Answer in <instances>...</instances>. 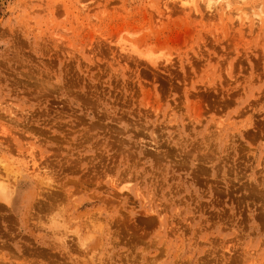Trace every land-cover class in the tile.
Instances as JSON below:
<instances>
[{"label": "rangeland", "instance_id": "1", "mask_svg": "<svg viewBox=\"0 0 264 264\" xmlns=\"http://www.w3.org/2000/svg\"><path fill=\"white\" fill-rule=\"evenodd\" d=\"M168 1L0 0V264H264V0Z\"/></svg>", "mask_w": 264, "mask_h": 264}, {"label": "bare ground", "instance_id": "2", "mask_svg": "<svg viewBox=\"0 0 264 264\" xmlns=\"http://www.w3.org/2000/svg\"><path fill=\"white\" fill-rule=\"evenodd\" d=\"M222 1H226L227 2V8L228 9H230V10H232V6H236V7H238V8H236V7H234L235 8V10L237 11V12H240L241 11V8H239V5H241V4H244L245 3V1H247V0H205V6H206V8L207 9H209V10H213V7H215V5H218L219 3H221ZM168 2H172V3H174V4H180V5H182V6H186L187 5V8L189 7L188 5H192V4H194V0H169ZM167 5V8H168V4H166ZM127 47H123V49H126ZM122 49V50H123ZM124 51V50H123ZM127 51V50H126ZM19 159H17V160H14V161H10L9 162V160H6V162H5V165H6V172L8 173V175H12V179H13V181H15V178L16 177H18L19 176V173L20 172H22V171H25L26 169H24V170H21V168H20V166H19V163H21V162H19L18 161ZM30 162V166L28 167L27 166V164ZM8 165H14V167L12 168V169H10L9 167H8ZM24 165H26V167H27V170L29 169V173L31 172V174L33 175V177L35 178V179H38V181L40 180V177H41V172H40V170L41 169H39V168H41V167H38L37 166V164H36V162L32 159L31 161H27V163H25L24 162ZM16 166H18V167H16ZM23 166V165H22ZM21 166V167H22ZM17 168V170H16V168ZM30 167H31V171H30ZM23 168V167H22ZM7 175V176H8ZM6 176V177H7ZM7 178H9V177H7ZM6 178V179H7ZM42 178V177H41ZM10 179V178H9ZM9 179H7L6 180V182L9 180ZM4 180V179H3ZM11 180V179H10ZM10 180H9V183H11L10 182ZM13 187H15L14 185L12 186V184H6L5 185V183L3 182V183H1L0 184V199L1 200H5V201H7V203L8 204H10L9 202H10V200H11V196H12V194H13ZM59 197V196H58ZM57 199V198H56ZM4 204V203H3ZM12 223H14V222H12ZM10 237V236H9Z\"/></svg>", "mask_w": 264, "mask_h": 264}]
</instances>
